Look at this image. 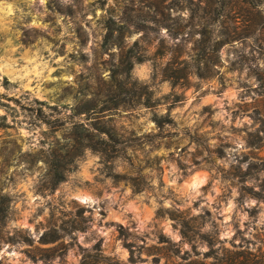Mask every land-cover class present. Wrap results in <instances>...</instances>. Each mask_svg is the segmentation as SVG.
Listing matches in <instances>:
<instances>
[{"label": "rangeland", "instance_id": "374dc122", "mask_svg": "<svg viewBox=\"0 0 264 264\" xmlns=\"http://www.w3.org/2000/svg\"><path fill=\"white\" fill-rule=\"evenodd\" d=\"M260 186L264 0H0V264L255 251Z\"/></svg>", "mask_w": 264, "mask_h": 264}, {"label": "trees", "instance_id": "16d2710c", "mask_svg": "<svg viewBox=\"0 0 264 264\" xmlns=\"http://www.w3.org/2000/svg\"><path fill=\"white\" fill-rule=\"evenodd\" d=\"M1 1H9V0H1ZM263 29V28H262ZM262 30L259 31V36H261ZM230 42V41H228ZM63 180L62 175L55 174L52 178V183H57L59 181ZM250 194L253 195L258 200L264 201V186H260V188L253 192L251 190ZM7 197L0 195V226L5 223L7 219V210H8V204H7ZM119 230L123 233L124 239H126L129 236V233L125 232L122 227L118 226ZM186 228V225L182 223L181 229ZM189 227L186 228V230ZM181 233L183 236L186 235L183 230H181ZM58 237H48V233H45L40 238L41 244H49L56 242ZM30 242L32 241L29 239ZM28 240V241H29ZM216 239H209L207 240V246L208 250H206L203 253L196 252L195 250L192 251V258L184 263L183 261L188 259V252H184L182 255H180V248L175 247L173 243L165 237L162 233L158 236V244L161 245V248L158 249V253L154 255V257L151 260L152 264H159L161 259H164V264H264V245L262 244L261 247L257 248L255 251L249 250L248 246L245 248V250L240 251L237 249L236 246L233 245L232 248H224L223 246L218 248H214ZM125 246L128 248V262L130 264H134L136 262H146L148 263L147 258L141 257L142 251H136L135 254V246L133 243H126ZM101 246L99 245L96 249V254L93 258H90L89 256H83L80 264H103L101 263V259L99 258V252H100ZM146 255H149L151 250L145 249L143 250ZM33 260H35L34 256H31ZM45 260H49L52 257L50 254H45L43 257ZM180 258L181 262L175 263V260Z\"/></svg>", "mask_w": 264, "mask_h": 264}, {"label": "bare ground", "instance_id": "6f19581e", "mask_svg": "<svg viewBox=\"0 0 264 264\" xmlns=\"http://www.w3.org/2000/svg\"><path fill=\"white\" fill-rule=\"evenodd\" d=\"M193 183V182H192ZM194 186V185H193Z\"/></svg>", "mask_w": 264, "mask_h": 264}]
</instances>
